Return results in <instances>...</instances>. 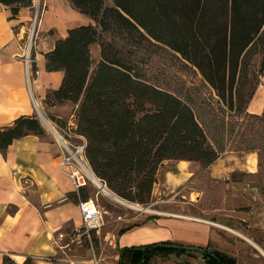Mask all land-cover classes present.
I'll return each mask as SVG.
<instances>
[{"label":"trees","instance_id":"obj_1","mask_svg":"<svg viewBox=\"0 0 264 264\" xmlns=\"http://www.w3.org/2000/svg\"><path fill=\"white\" fill-rule=\"evenodd\" d=\"M32 2L0 0L11 17ZM68 2L93 23L67 28L42 53L46 71L62 72L59 84L45 99L48 104L76 105L74 132L84 138V155L93 175L118 198L147 204L164 161L207 165L218 153L207 142L191 107L141 79L127 50L123 52L105 34L131 47L143 42L167 47L197 70L228 109L241 110L264 71V0ZM92 46L97 47L93 66ZM247 114L262 117L264 109L259 115ZM43 133L33 114L18 115L0 127V153L13 139ZM67 197L76 202L88 198L86 184ZM166 243L129 249V264H147L158 253L187 252ZM199 253L202 264H235L233 257L218 250Z\"/></svg>","mask_w":264,"mask_h":264},{"label":"rangeland","instance_id":"obj_2","mask_svg":"<svg viewBox=\"0 0 264 264\" xmlns=\"http://www.w3.org/2000/svg\"><path fill=\"white\" fill-rule=\"evenodd\" d=\"M53 1L62 4L66 2L69 6L68 13L65 16L62 13L60 16L64 18L65 24L74 26L80 24L83 18H87L73 8L68 0ZM37 2L38 18L35 21L33 42L44 36L51 38L57 35L53 26L41 31V18L45 9L49 7V0ZM104 4L110 5V0H104ZM67 10L62 9L61 12ZM33 11L32 8L31 20ZM31 20L26 26L30 25ZM88 22L93 23L91 19ZM105 36L123 52L127 50L132 68L141 79L174 94L191 107L207 142L217 151L218 158L231 155L228 160L236 161L247 170V173L233 171L230 177L232 182L243 184L240 188H243L245 183H253L255 180L264 183V116L248 115L243 110L244 103L241 110L228 109L197 70L167 47L154 42H143L131 47L127 41L113 34L106 33ZM96 50L95 46L91 47L92 66L97 59ZM252 63L255 64L256 60ZM33 94L34 101H37L35 92ZM45 103L48 105L47 99ZM37 108L39 115L44 119L60 127H67L68 134L65 136L70 142L79 141L74 134L73 114L66 121L60 122L50 117L38 101ZM32 114L38 119L44 133L53 137L46 130L34 108ZM185 164H189V167L181 166L177 169L175 161H164L157 170L151 199L144 205L117 203L91 181H87L88 196L94 198L103 209V222L98 230L90 233V243L82 241L80 246L70 243L65 248L64 257L85 261L94 255L107 264H129V249L167 242L166 244L196 245L209 251L218 250L233 257L235 264H264V257L251 244L230 231L212 225V223L232 225L237 232L251 239L264 251V226L252 225L255 217L248 218L253 214L252 211L262 215L264 203L249 204L243 196L232 195L230 192L232 188L223 187L221 180L211 182V163L201 165L191 161ZM249 172L254 173L249 176ZM104 188L115 195L106 186ZM262 194L260 191L259 197H263ZM68 234H71V231ZM139 235L151 238L138 241ZM63 242H68V236ZM202 262L198 251L187 250L182 253L154 254L147 264H202Z\"/></svg>","mask_w":264,"mask_h":264},{"label":"crops","instance_id":"obj_3","mask_svg":"<svg viewBox=\"0 0 264 264\" xmlns=\"http://www.w3.org/2000/svg\"><path fill=\"white\" fill-rule=\"evenodd\" d=\"M64 4L49 0L40 28L43 31L53 26L57 35L51 38L44 36L35 42L33 53L36 62L31 66L32 71H37L34 92L38 103L50 117L60 122L66 121L74 113L76 105L68 101L48 105L45 103L47 94L59 84L62 72L46 71L42 53L48 51L54 40L64 36L66 29L73 26L65 24L64 18H60L62 13L65 16L69 10L67 3ZM60 9L68 10L61 12ZM30 16L31 7L21 8L11 17L7 7L0 3V127L10 124L18 115L33 113L25 88L23 64L18 56ZM88 21V17L83 18L80 24ZM37 101H34L36 105ZM263 109L264 71L245 105V111L259 115ZM38 111L36 108L37 113ZM58 151L54 139L43 133L26 134L13 139L4 154L0 153V264H49L51 261L66 259L63 241L73 228L79 226L80 214L77 202L67 197L75 189L71 181L59 172ZM230 157L232 156L217 157L211 162V182L221 180L223 187L232 188V195L243 196L249 204L264 203V183L255 180L240 188L243 184L231 181L233 171L247 173V170L236 161L228 160ZM189 162L191 161L176 160L175 167H189V164H185ZM253 173L249 172V176ZM260 191L263 197H259ZM252 212L248 218L254 216L255 221L250 223L258 227L264 226V212L262 215ZM212 225L244 239L264 257V251L251 239L237 232L232 225ZM144 236L139 235L138 241L151 238Z\"/></svg>","mask_w":264,"mask_h":264},{"label":"built area","instance_id":"obj_4","mask_svg":"<svg viewBox=\"0 0 264 264\" xmlns=\"http://www.w3.org/2000/svg\"><path fill=\"white\" fill-rule=\"evenodd\" d=\"M37 1L38 0H35L34 2L33 0L32 2L31 13H32V8L34 9L32 20L30 16L28 21L31 20V23L29 26H26L23 45L21 46L20 52L18 54L23 64L25 88L27 90V94L35 111L37 105H35L34 102L33 87L36 84L37 71L36 70L32 71L31 66L33 62H36L35 54L33 53V47L35 45V42H33L32 39L35 35L34 34L35 21L36 18H38ZM37 115L39 119L42 121L46 130L53 136L52 138L54 139V141L58 146L59 172L71 181L75 191L77 192L78 186L85 185L87 184V181H90V178L88 177V171L92 173L84 155L83 137L74 132L75 136L79 139V141L76 143H72L65 136L68 134L67 127L66 128L60 127L48 119H47L48 122L44 123L40 115L38 113ZM96 179L100 181L98 178ZM99 184L102 186L104 183H101L100 181ZM76 205L80 214V224L79 226L72 229L71 234L67 235L68 242L65 243L66 247L70 243H74L77 246H80L82 241H87L90 243V233L92 231L98 230V228L101 226L103 222V209L97 204L94 198L88 197L84 200L78 199ZM49 264H107V263L102 262L99 257L93 255L91 258L85 261L66 258V259L51 261Z\"/></svg>","mask_w":264,"mask_h":264},{"label":"bare ground","instance_id":"obj_5","mask_svg":"<svg viewBox=\"0 0 264 264\" xmlns=\"http://www.w3.org/2000/svg\"><path fill=\"white\" fill-rule=\"evenodd\" d=\"M35 105H36V103H35ZM41 117V116H40ZM42 118V120H43V122L44 123H46V122H48L46 119H44L43 117H41ZM88 177L90 178V181L96 186V187H98L101 191H103L106 195H108L109 197H111L115 202H117V203H120V204H126L127 202H125V201H123L122 199H120V198H118L117 196H115V195H113V194H111L110 192H108V191H106V189L105 188H101L102 186L99 184V182H98V180L96 179V177L92 174V173H90L89 171H88ZM128 204H129V202H128ZM131 204V203H130ZM131 205H133V204H131ZM264 254V253H263Z\"/></svg>","mask_w":264,"mask_h":264},{"label":"water","instance_id":"obj_6","mask_svg":"<svg viewBox=\"0 0 264 264\" xmlns=\"http://www.w3.org/2000/svg\"><path fill=\"white\" fill-rule=\"evenodd\" d=\"M104 187H105V185L103 184L101 188H104ZM164 245L166 247L181 248V249H184V250L198 251V252H202V251L206 250V248L199 247V246H196V245H185V244H176V243H168V244H164Z\"/></svg>","mask_w":264,"mask_h":264}]
</instances>
